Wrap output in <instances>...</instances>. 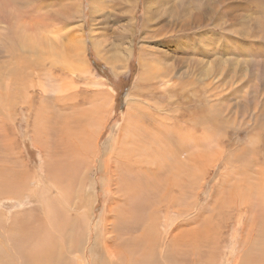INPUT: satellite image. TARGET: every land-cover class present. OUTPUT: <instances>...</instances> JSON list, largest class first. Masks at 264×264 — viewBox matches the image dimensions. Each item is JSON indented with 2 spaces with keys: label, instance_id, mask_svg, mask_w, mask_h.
<instances>
[{
  "label": "rangeland",
  "instance_id": "1",
  "mask_svg": "<svg viewBox=\"0 0 264 264\" xmlns=\"http://www.w3.org/2000/svg\"><path fill=\"white\" fill-rule=\"evenodd\" d=\"M64 1L66 2V0H3V2L0 0V5L4 2H9L18 11L26 14L27 17H31L32 20H41L44 15L46 19H42L43 22L38 21L37 30L35 31V35H33L36 42L33 45L35 51L45 55V58H47L45 62L39 61L37 58L32 59V55L36 57L35 53L37 52L30 53L31 70L28 66L21 65L18 62V67H20L22 73L25 74L26 70L28 71L26 78L30 82V86L27 93L30 95L32 107L30 115H27L26 108L23 105L21 107L18 106L14 126L3 125L2 129L4 128L5 130H0V133H3L0 134V137L3 135V138H0V152L2 154L0 158L3 159L2 157L5 156L4 152L7 151L6 144L9 141L8 138L13 136L15 138V145L10 159L12 160V157L17 158L13 159L16 160V166H19V168L24 166L22 162L25 160L29 177H42L44 173L42 171L44 168L43 164H45L42 157L43 152L39 144L35 143L34 145L33 143L35 133H38L34 131L35 124L39 122L36 126L39 128L38 126L41 122L40 118L36 120V123L34 121L39 111L41 117L42 115H44V118L46 116V120L52 122L55 119L53 121L58 124L61 121L59 125L63 123L66 116L70 117L73 115L76 117V115L79 116L77 113H80L79 118L87 123H81L77 128L73 126L69 134L73 135L76 132L77 134L79 133L77 138H81L86 133L85 136L91 137L90 139L93 143H91L86 162H83V164L79 163L78 165H82L80 168L83 167L82 169L78 167L81 170L80 174L76 175L72 171V176L71 173L67 175L69 177L68 182L67 176L58 174L55 178L58 180V183L62 181L61 184L64 186L68 183L65 186V190L72 183V187L66 192V196L70 195V197L69 195L66 197V204L67 206L69 205L67 211L69 213L64 214L61 208L58 207V200H54L55 202L57 201V204L54 203V213L56 216L52 212L53 215H49L52 220L48 219L52 223V226H57V228L54 227L52 229L51 238L53 241L50 244V248L52 247V254H55L57 247L54 242L59 244L61 255H56L58 264H66L69 256H73L75 260L73 263L76 264H85L86 259L88 264H102L103 262L105 264H108V262L112 264L111 259L108 257H112L113 252L112 254L108 252L106 254L103 251L110 250L109 247H111L112 243L113 248L111 247V251L116 250L117 247L114 246V244H117L115 242L116 238L118 242V238H128L126 236L128 233L130 236L135 235L139 232L138 230L141 226H143V224H138L139 227H137L139 229L134 230L125 228L126 226H123V224L120 223L121 225H119L117 223L116 227H114V233L106 234V236H114L118 233L114 236L115 238H112V242H108L106 246L102 239L105 232L101 229L100 233H98L100 237L97 235L98 224L101 223V220L103 222L104 218L106 219L103 224L107 223L109 217L107 216L109 214L107 208L108 205L112 204L111 201H109L111 203L108 202L110 194L108 189L109 184L106 176L102 172L99 173L98 160H100L101 154L104 151L103 146L105 144L108 145V143L110 147L111 145L113 146L114 138L118 136L120 130L123 131L127 127L124 134H130L131 130L128 129L129 127L139 124L141 121L147 122L146 113H152L153 111L156 116L162 115L158 117L161 121L163 112L159 111L157 107L158 105H163V103H165L166 108L168 107L167 111L169 114L165 113L164 115L170 118L167 121L170 122L169 124L173 128V132L179 133L181 131L185 136L182 140L173 139L174 144L183 146L186 151L192 153V156L195 154V149L198 148L203 154L202 156L192 157L193 159L187 162L185 166L182 163L184 159L182 157L179 158L186 175L189 177L185 176L183 170L180 172L181 182L185 183L184 190L187 192L185 198H183L185 202H183L189 203L187 213L185 214L187 217L185 215H180V218L178 217L177 208L180 207H176V204L175 212L172 210L174 214L168 215L170 218L175 217L176 220L173 218V221L176 224L187 222L183 227L188 231L186 243L189 245V253L180 255L177 249L176 251L179 255H170V252L167 251L170 245L166 242L167 239L164 235V229L166 228L164 226V217H161L159 218L158 235H156L157 245L155 243L152 246H155V261L152 263L147 260L148 263L145 264H239L236 262L239 255L242 256L239 260L243 264H264V257L262 258L264 254V234L262 233L264 232V218L262 217L264 215L262 216L259 211L256 199L258 189L264 182V0H151L150 3L154 4L155 7L147 15H145L147 0H103L100 2H103L105 5L101 7V11L94 13L90 12L91 1L81 0L80 17L77 16L78 18L76 17L67 21L63 14H57L62 11L65 5ZM128 2L131 4H128ZM132 10L133 15H130ZM3 15L0 12V38H2L0 41V60L5 58L4 51L8 49L7 41L4 39L5 35L3 34L4 29L8 27V23L5 15ZM130 19L132 30L130 23L127 25V20ZM148 19H153V21L148 22ZM145 26H148V28ZM81 40H83V44L85 43L84 51ZM48 42L51 45L47 44ZM52 43L54 44L52 45ZM70 43H77L82 46L85 60L88 63V69L85 68L84 72L71 68V57L69 59L66 55V52H69L71 49ZM13 47L11 51L16 57L24 54V49ZM127 48L131 51H127ZM144 57L154 61L157 68L154 69V72L157 77L154 76V78H146L140 81L137 79L141 70V66L139 65H141ZM60 58L65 60L66 64L61 65L59 63ZM118 62L121 63L117 64ZM39 63L43 65H39ZM22 67L24 69H21ZM65 69L72 71L73 74L65 71ZM162 72L170 79L169 82L166 83L165 79L164 82H160L159 79L163 75ZM55 78L57 79L55 80ZM175 81L177 83H174ZM66 86L67 88L69 87V90ZM141 86L143 87L141 88ZM173 86L174 88H172ZM55 87L58 88L56 89ZM136 88L139 91L137 94ZM167 90L172 92H168ZM65 96L68 97L66 98ZM129 96L130 98H128ZM97 97L102 99L99 100ZM129 99L133 100L130 101ZM104 100L107 103H104L106 102ZM100 102L104 103V105L102 104L101 106ZM61 104H63V108ZM132 104L136 105L135 107L138 105L137 108L141 111L135 107L133 108ZM84 109H87V112ZM171 109L173 111H170ZM184 112L186 116L189 114L187 116L188 120H177V116ZM34 113H36V116H33ZM89 119H91L90 122ZM0 123L3 124L2 119H0ZM101 124L102 127L99 134L96 135V129ZM123 125L125 127L121 129ZM139 126L142 125L139 124ZM94 130L96 131L94 132ZM72 139H74V136ZM94 142L98 144L96 145L97 152L101 154L98 155L100 157L97 155L94 157V160L97 162H95L96 168L93 169V172L90 163H92L91 158L93 159L92 147L94 146ZM4 143H6L5 147H2ZM65 151L64 158L66 162H64V169L67 164L66 171L68 166L73 170L72 155H69L67 149ZM14 154L18 156H14ZM60 159L59 157V163L62 162ZM195 162L204 164L197 166ZM69 168L68 171L70 170ZM260 172L261 174L259 175ZM82 174L85 183L80 184L79 182H82L80 175ZM42 178L44 179V176ZM30 181V186L34 187L36 182L32 179ZM235 181L236 183H234ZM91 184H93L92 187ZM58 186L60 187V184ZM78 186L84 187L85 196L90 198L89 201L86 199L85 202L87 210L89 208L87 212L92 211L91 218L89 219L90 223L87 221L88 214L86 213L84 214L85 220L83 222L85 224L86 222L89 223L90 237L88 246H86L84 241V234H79V238L73 240L64 231L70 228L71 222L64 224L62 218L64 216L73 218L74 215H78V210H81L76 208L74 203L76 201ZM71 189L74 190L72 191ZM56 193H59L58 190L53 189L52 194L55 195ZM261 195L264 196L262 193ZM28 197L25 196L23 198L25 200L21 202L22 205L16 200L3 199L0 201V216L3 215V221L0 218V225L2 227H0V261L8 262L7 264H26V262L27 264H36L37 260L34 256H32L33 260L30 255L17 253V250L22 245L24 246L25 242L18 235L17 238L11 239L13 235L9 236L7 231H4L9 228V221L7 220L11 219L10 216L14 212L13 217H11L15 222V226L21 224L23 225L22 228L35 230L41 236L44 233V228L50 225V223H44L43 218L45 217V221L47 220L46 214L44 213L45 216L43 215L44 209L36 207L39 205L38 202L29 200ZM68 197L71 199V203ZM90 201H92L91 204ZM205 208L207 209L205 210ZM26 210L29 211L26 212ZM163 213H166V211H163ZM257 213L261 215H256ZM262 213L264 214V212ZM62 214L63 216H61ZM204 214L207 216H204ZM240 214L241 216H239ZM22 215L23 217L21 218ZM24 215H27V218L30 217L28 218L29 221L26 220L27 218ZM254 216L259 217L257 219ZM16 217H19V221ZM253 217L256 219L253 220ZM183 218H186L187 221H182ZM260 218L263 220H261L262 222ZM41 219L42 221H40ZM199 219L201 223L203 221L202 224ZM38 221L40 225L42 224L41 226L38 224ZM262 223L263 226L261 225ZM198 225L201 227H199L200 230L197 228ZM202 226L204 227L203 231L201 230ZM218 226H222V228ZM79 227L83 228L82 230L85 228ZM253 227L256 229L254 230ZM125 229L127 230L126 232H124ZM5 233L6 235H3ZM2 235L3 237H1ZM49 241L43 242L42 247L46 248ZM178 243L176 242L174 245L179 246ZM93 244L92 255L88 251L87 256L82 253L83 251L81 250ZM143 245H146L144 241L137 246L139 247L138 249L141 250ZM104 246L106 248L107 246L109 247L106 249ZM74 247L77 249L75 250ZM7 251H9L8 255L6 254ZM261 252L263 253L261 254ZM137 256L139 255L137 254ZM172 257L174 260L170 261Z\"/></svg>",
  "mask_w": 264,
  "mask_h": 264
},
{
  "label": "bare ground",
  "instance_id": "2",
  "mask_svg": "<svg viewBox=\"0 0 264 264\" xmlns=\"http://www.w3.org/2000/svg\"><path fill=\"white\" fill-rule=\"evenodd\" d=\"M71 1H73V2H71ZM90 1H91V4H90L89 8H91V11H90L91 13H94V12H97V11H101V7H103V5H105L103 2H100V1H103V0H90ZM150 1L151 0H147L146 1L147 2V8L145 9L146 10V14L145 15H147V13L149 11H153L154 10L155 6H154V4H151ZM2 2H3V0H2ZM80 3H81V0H66L62 11H60V12L57 11L58 12L57 14H59V15L63 14V16L66 19V21L70 20V19H74L77 16L80 17V12H81ZM129 3L130 2H128V4ZM128 8H130V7L128 6ZM125 11H127V10H125ZM0 12H2L5 15V17L7 19V23H8V27H6L4 29V33H3L5 35L4 39H6V41H7L8 49L4 48V49H6L4 51L5 52L4 53L5 58L0 60V119H2V121H3V124L0 123V130L3 131V129H4V128L2 129L3 125H5V126L6 125L11 126L12 125V127L14 126V124L16 122V117H17L16 110H17V108H19L18 106L21 107L23 105V107L26 108V114L30 115L32 106L30 104V101H31L30 95L27 93L28 87L30 86L29 85L30 82H28V80L26 78L28 71L26 70L25 74L22 73V71L20 70V67H18V62H20L21 65L28 66V68L31 70V68H30L31 62L29 61L31 59L30 58L31 57L30 53L37 52V51H35V47L33 45L36 42L34 37H33V35H35V31L37 30L38 21H42V19H46V18L43 15V17L41 16L42 17L41 20H39V19H33L32 20L31 17H27L26 14L21 13L20 11H18L14 7V5L9 4V2H4V3H2L0 5ZM131 14L133 15V10L131 11L130 15ZM61 19H63V18H61ZM152 21H153V19H148V22H152ZM148 22H147V25L149 26ZM129 23L131 25V30H132L131 19L127 20V25ZM148 26H145V27L148 28ZM42 33H43V31H42ZM124 34H125V32H124ZM1 39L2 38H0V41H1ZM51 41H53V40H51ZM47 44H49V42ZM53 44L54 43H52V45ZM81 44L83 46V51H84V47H85L84 44L85 43L83 44V40H81ZM49 45H51V44H49ZM13 46L18 47L19 49H24V54L20 55L19 57H16L11 51L14 48ZM82 46L77 44V43H70V48H71L70 50H72V51L70 52V50H69V52H66V55H67V57L69 59L71 57V60H70L71 61V66H72L71 68H76V69H79V71L84 72L85 68L88 69V66H87L88 63L85 60V55H84V52L82 51ZM126 50L129 51V52L131 51V50H128V48ZM35 55H36V57H34L32 55V59L33 58H37V60H39V61H44V62L47 61V58H45V55L40 54L39 52L35 53ZM128 55H131V54H128ZM59 63L61 65L66 64L65 60H63L61 58L59 60ZM114 63H116V62H114ZM120 63L121 62H118L117 64H120ZM41 64L39 63V65H41ZM48 64H49V62H48ZM139 66H141L140 67L141 70L139 71V75H138V78H137L138 80L142 81V79H146V78L150 79V78H154V76L157 77L155 72H154V69H157V68H156V65H155L154 61H152L151 59L148 60V58L144 57V59L141 62V65H139ZM42 67H44V66H42ZM37 68H39V67H37ZM21 69H24V68L22 67ZM65 71H69L70 74H73L72 71H70L68 69H65ZM30 75L32 76V74H30ZM51 77H53V76H51ZM160 77H159L160 78L159 80H160L161 83L164 82V79H165L166 83L169 82V80H170L169 78H167V75L165 73H163V75L160 76ZM56 79L57 78H55V80ZM26 81H27V83H26ZM149 81H147V82H149ZM174 83H177V81H175ZM177 86H178V84H177ZM142 87L143 86H141V88ZM176 87H175V89H176ZM55 88L57 89L58 87H55ZM66 88H67V86H66ZM172 88H174V86ZM31 89H32V87H31ZM67 89L69 90V87ZM135 90L138 91L137 88ZM103 92H105V91H103ZM168 92H172V91H168ZM98 93H100V92H98ZM137 93H139V91L136 92V94ZM169 95H171V94H169ZM136 96H139V95H136ZM61 97H63V96H61ZM102 97L104 99L103 95H102ZM128 98H130V96ZM134 98H136V97L134 96ZM37 99H38V97H37ZM69 99H70V97H69ZM100 99H102V98H100ZM66 100H68V99H66ZM129 100H128V102H129ZM132 100H130V101H132ZM104 101H106V100H104ZM42 102H44V101H42ZM57 103H58V101H57ZM104 103H107V101L104 102ZM104 103H101V106H102V104L104 105ZM62 105L63 104H61V106ZM132 105H133L132 106L133 108L136 106V105L134 106V104H132ZM65 107H67V106H65ZM65 107H64V109H65ZM137 107H138V105H137ZM137 107H135V108L137 110H140ZM62 108H63V106H62ZM157 108H158L159 111L163 112L162 113L163 114V118H162L161 121L159 120L160 118H158V117L162 116V115L159 114V115L156 116L153 113V111H152V113L151 112L146 113L147 114L146 115L147 116V122L141 121L139 124H141L142 126H139V124H135V125L129 127L128 129L131 130L130 134L129 133L124 134L125 133L124 131L127 130L126 129L127 127L123 131L120 130L118 136L116 138H114L115 140L113 139L114 140L113 146L111 145V147H110L109 143H108V145L105 144L103 146L104 147V151L102 152V154L100 152H97L96 145H98V144L95 143L96 141L94 142V146L92 147L93 148V150H92L93 159L91 158L92 163H90V167H92V171H93V169L96 168V163L95 162H97V161L94 160V157H95V155L98 156V155L101 154V158H100V160H98L99 161L98 169H100L99 173L102 172V174L104 176H106V178H107V181H108V184H109V188L108 189H109V192H110L109 198H108V202L109 201L112 202V204L108 205V208H107L108 212H109V214L107 215V216H109L108 219H107V223L103 224V222H105L104 220L106 219V218L103 217L104 218L103 222L101 220V223L98 224V227H97L98 231L96 230L97 231V235L99 236L98 233H100L101 229H102L103 232H105L104 236H102V239L104 240V245L106 246V244L108 242H110L112 240V238L115 235H117V233H118L116 231L117 233L114 236H112V235L111 236H106V234L114 233V231H115L114 227H116L117 223L119 225L123 224V226H126L125 228H130V229H134V230L135 229H139L138 228L139 227L138 224H143V226L140 225L141 228L138 230L139 232H137L135 235L133 233H131V234H133L132 236H130L129 233L127 235L125 234L128 238H125V239L118 238V240H119L118 242L116 241L117 240V238H116L115 242L117 244H114V246L117 247V249H116V247H114L116 250H114V251L112 250L111 251V247H112L113 243H112L111 247L107 246V248H106L104 246L106 249H108V247H109L110 250H107V251L106 250L105 251L102 250L103 252H105L106 254H107V252L111 253V254L113 252L112 257H108L109 259H111V261H112L111 263L112 264L113 263L114 264H116V263H119V264H145V263H148L147 260H149V262L154 263V261H155V258H154V254H155L154 253L155 252L154 248H155V246L154 247H152V246L157 242L156 241L157 240V238H156L157 236L156 235H158V228H159L158 224H160L159 218H161V217H164V226H166V228L164 229V235H165V237L167 239V240L165 239L166 242L170 245L167 248V251L170 252V255H174V254L179 255V253H180V255H184L187 252L189 253V251H188L189 250L188 249L189 245H187V243H186V239L188 238V236L186 237V235H187L188 231H187V229H185L183 227L184 225H186L187 222H182V223L176 224L173 221V218L175 219V217L173 216V218H170L168 215L169 214L170 215L174 214V213H172V210L175 212V204H176V207H180V208H177L178 209V213H179V216H178L179 218L182 215H185L187 213V209H188L189 203H184L185 199L183 200V198H185V195L187 194V192H186V190H184L185 183L181 182L182 180L180 179V172L183 170V173L185 174V176H187V175H186V173L184 171L182 163L185 166V164H187V162H189V161H191L193 159L192 157L202 156L203 153H201L200 149L197 147L198 149H195V151H194L195 154H193V156H192L191 155L192 153H190L189 151H186V149L183 146L175 145L173 139H181L182 140V139L185 138V136L183 135V133H181V131H179V133L173 132V128L169 124L170 122L167 121V119H170V118L164 115L165 113L167 115L169 114L168 111H167L168 107L167 108L165 107V103H163V105H158ZM170 108H172V107H170ZM87 109L86 110L84 109V111L87 112ZM100 109L103 110L102 107H100ZM104 109H105V107H104ZM141 109H143V108H141ZM144 109H146V108L144 107ZM50 110H51V108H50ZM170 111H173V110L171 109ZM90 112H91V110H90ZM129 112L131 113V111H129ZM143 112L145 114L144 110H143ZM39 113H40V111L38 112L36 119L35 120L33 119L35 121V123H36V120H39L38 118H40V120H41L40 125L38 126L39 128L36 127L37 123H39V122H37L36 124L34 123L35 124V130L34 131H36L38 133H35V136H34L35 139H34L33 143H34V145H35V143L39 144L40 145V149L43 152L42 157L44 158L43 161H44L45 164H43L44 168H43L42 171H44V173H43L42 177L44 176V179L42 177L37 178L35 176H30L29 177V172H28V168L25 165L26 164L25 160H24L25 162L24 161L22 162L20 160L22 163H24V166L22 165L23 167L19 168V166L18 167L16 166V160H14V159H17V158L12 157V160L10 159L11 156H12L11 153H13L14 145H15V143H14L15 138H13V136H10L8 138L9 139L8 143L7 144L4 143V146H2V147H5V144L7 145V147H6L7 151L4 152L6 157L5 156L2 157L3 159L0 158L1 159V162H0V201L3 200V199H5V200H16L18 203L21 204V202H23L25 200L23 198L25 196H27V197L29 196L28 197L29 200H35V202H38L39 205H37L36 207H38V208L40 207V208L45 210V211L43 210V215H44V213L46 214L47 220L45 221V217H44L43 218L44 223H50V225L48 227H45V228H44V224H43L44 233H42V236L39 235L38 232H36L35 230H28V229L22 228L23 225H21V224L19 225L20 227L18 225L15 226V222L12 219V217H13L15 212L11 215L12 217L10 216L11 219L7 220V221H9V228L7 230H4V231H7V234H9V236L13 235L11 237V239L12 238H17L18 236H20V239H22L23 242H25L24 246L22 245V247L19 250H17V253H22V254L25 253L26 255H30L31 258H33L32 256L36 257V259H37L36 260V264H58L57 259H56V257H57L56 255L57 254H59V256L61 255V251L59 250L60 249L59 248V244L54 242L56 247H57V249H55V251H56L55 254L54 253L52 254V252H53L52 251V247L50 248V244L53 241V239L51 238L52 229L54 227L57 228V226H52V223L50 222L52 220V218L49 215H53L52 212L54 213V203L57 204V201L55 202L54 200H58V202H59L58 203V205H59L58 207L61 208V210L64 212V214L68 212L67 211L68 210L67 207L69 205L67 206V204H66V197L69 194L66 196V192H67L68 189H70V187H72L71 186L72 183L70 184V187L68 185L69 188L67 190H65L66 189L65 186L68 183H66V184L64 183L65 184V186H64V185L61 184L62 181H61V183L60 182L58 183V180H56L55 178H56V175H58V174L59 175H63V176H67L69 173H71V176H72V171L76 175L80 174V172H81L80 169H82L83 167L80 168L82 165L81 166H78V165H79V163L83 164V162H86V159L88 157V152L90 150V146H91L92 142H91V139H90L91 137L85 136L86 133L84 134V137L81 136V138H77V135L79 133L77 134L76 132H74L73 135L69 134L70 131L73 129V126H75L77 128L78 125L80 126L81 123H85L86 122V121L83 122V120H81L79 118L80 113H77V114H79V116L76 115V117L73 116V115H71L70 117L66 116V118H64L63 123L61 125H59L61 123V121H59V124H58V123H55V121H53L55 119H53L52 120L53 123H52L50 120H46V116H45V118H44V115H42V117H41ZM42 113H44V112H42ZM45 113H46V111H45ZM60 113L62 114V112H60ZM55 114H56V112H55ZM92 114H94V113H92ZM176 114H178V113H176ZM63 115H64V113H63ZM33 116H36V113H34ZM47 116H49V115H47ZM187 116H189V114ZM187 116H186L185 112L181 113V114H179L177 116V120H180V119L188 120ZM124 119H125V117H124ZM90 120L91 119H89V122H90ZM182 124H183V122H182ZM101 127H102V124H101L100 127H97V129H96L97 131L94 130V132L96 131V133H97L96 135L99 134V131H100ZM124 127H125V125H123L121 129H124ZM87 130H89V129H87ZM81 131L83 132V130H81ZM84 132H86V130H84ZM121 132H123V133L121 134ZM0 134H3V133H0ZM73 136H74V139H72ZM6 137H8V136H6ZM0 138H3V135ZM1 143H2V141H1ZM66 149L68 150L69 155H72V157L71 156L70 157L72 158L73 170H71L69 168V166H68V168L70 169L69 171H68V168H67V171H66L67 164H66V167L64 169V164H65L64 162H66V159L64 158V152L66 153V151H65ZM60 152H62V153L60 154ZM57 154H59V155L55 156ZM0 155H2L1 152H0ZM14 156H18V155L14 154ZM59 157L61 158L60 159V161H62L61 163H59V160H58ZM98 157H100V156H98ZM180 157H182L184 159V161L182 163L179 160ZM67 159L70 160L69 158H67ZM17 162H19V161H17ZM195 163H196L197 166H199V165L202 166L204 164V163H201V162H195ZM58 165H60V166L58 167ZM84 169H86V168H84ZM261 172L259 173V175L261 174ZM263 173H264V171H263ZM84 174H86V173H84ZM80 177L82 179V182L80 181L79 183L80 184L85 183V181H83V179H84L83 174L80 175ZM58 178L60 179V177H58ZM68 178L69 177L67 176V182H68ZM31 179L34 182H36V185L34 187L30 186V182H31L30 180ZM65 179H63V180L65 181ZM261 180H263V179H261ZM46 181H47V183H45ZM76 183H78V182L76 181ZM234 183H236V181ZM59 184H60V187L58 186ZM92 185L93 184H91V187H92ZM75 188L77 189V187H75ZM53 189H55L56 191L58 190L59 193H56L55 195H53L52 194V190ZM238 189H239V187H238ZM76 192H77L76 201L74 203L76 205V208L81 209V210H78V215L77 216L74 215L75 217L73 216V218L70 217V216H64L62 218L64 220V222H63L64 224H68V223L71 222V224L69 225L70 228L67 229V230L65 229L64 231H66V235L70 236L73 240H75L76 238L78 239L79 238V234H82V235L84 234V241L86 243V246H88L89 237H90V228L88 226H89V223H90L89 219L91 218L92 211L87 212L89 210V208L87 210L85 202H86V199H88V201H89L90 198L85 196L84 187H82V186H80L78 188V191L76 190ZM93 192H94V190H93ZM261 193L264 195V182L259 187L258 194L256 196L257 203H258V209H259V211L261 212V214L263 216L264 214L262 212H264V196H262ZM251 195H253V194L251 193ZM69 197H70V195H69ZM96 197H97V195L94 198V203H95ZM247 198L249 199L248 196H247ZM210 201H212V200H210ZM91 202L92 201H90V204H91ZM111 202H109V203H111ZM70 203H71V199H70ZM87 204H89V203L87 202ZM70 205H72V204H70ZM30 209H32V208L30 207ZM206 209L207 208H205V210ZM28 211L26 210V212H28ZM163 211H166V213L162 214ZM217 211H215V212H217ZM31 212H33V211H31ZM85 213L88 214V216H87L88 220L87 221L89 222V223L86 222V224L83 223L84 220H85L84 219V214ZM258 214L259 213H257L256 215H258ZM261 214H259V215H261ZM19 215H20V213H19ZM38 215H39V213H38ZM38 215H37V217H38ZM54 215H55V213H54ZM212 215H213V213H212ZM218 215H219V213H218ZM2 216H0V218H2V221H3V217ZM24 216L27 218V215H24ZM61 216H63V214ZM204 216H207V215L204 214ZM204 216H203V218H205ZM239 216H241V214ZM22 217H23V215L21 216V218ZM37 217L35 216V218H37ZM185 217H187V216L185 215ZM212 217H214V216H212ZM254 217H256V216H254ZM258 217H256V218L258 219ZM16 218L18 219L19 217H16ZM28 218H30V217H28ZM28 218L26 219L27 221H29ZM256 218H254L253 220H255ZM262 218H264V217H262ZM165 219H167L169 221H167ZM22 220H21V222H22ZM208 220H209V218H208ZM261 220L262 219L260 218V221ZM18 221H19V219H18ZM40 221H42V219ZM182 221H187V219L183 218ZM217 221H218V219H217ZM219 222H220V220H219ZM226 222H228V221H226ZM200 223H201V220H200ZM202 223H203V221H202ZM255 223H257V222H255ZM263 223L261 224L262 226H263ZM1 224H2V222H1ZM38 224H39V221H38ZM207 224H208V222H207ZM45 225L47 226V224H45ZM246 225H249V224H246ZM79 226L85 227L84 230H82L83 228L81 229ZM241 226H242V224H241ZM255 226H256V224H255ZM0 227H1V225H0ZM67 227H68V225H67ZM199 227L200 226L198 225L197 228L200 230L201 227L200 228ZM218 227H220V226H218ZM86 228H87V231H86ZM194 228H196V227H194ZM203 228L204 227L202 226V229H201L202 231H203ZM220 228H222V226ZM253 229H254V227H253ZM257 229H259V228H257ZM206 230H208V229H206ZM81 231H82V233H80ZM126 231L127 230L125 229L124 232H126ZM130 232H131V230H130ZM189 232H191V231H189ZM262 233L264 234V232H262ZM257 234H259V233H257ZM3 235H6V233L3 234ZM3 235L1 237H3ZM118 236H119V234H118ZM37 237H38V239H37ZM49 238H50V241H49ZM258 239H260V238H258ZM4 240H5V238H4ZM189 240H190V238H189ZM255 240L257 241V239H255ZM263 240H264V238H263ZM46 241H49L47 243L48 246L46 248H44V247H42V243L46 242ZM143 241L145 242L146 245L145 246L143 245L142 249L140 250V249H138L139 247H137V246L139 244H141ZM256 241H254V242H256ZM258 241H261V240H258ZM176 242L177 243L179 242L178 243L179 246L178 245L177 246L174 245ZM7 243H8V241H7ZM21 243H22V241H21ZM189 244H190V241H189ZM251 244L253 245L252 241H251ZM251 244H249V246H251ZM156 245H157V243H156ZM60 247H61V245H60ZM93 247H94V244L92 246L84 248L81 251H83L82 253H84L86 256H87V251H88L89 254L92 255L93 254ZM74 248H75V250L77 249L76 247H74ZM177 249L179 250V253L176 251ZM2 251H3V248H2ZM63 252H64V250H63ZM263 252H261V254ZM6 254L8 255L9 251H7ZM137 254L140 257L137 256ZM133 257H136V258H133ZM238 257L241 258L242 256L239 255ZM263 257H264V254H263L262 258ZM239 258L236 260V262L239 263V264H243L239 260ZM257 258H259V257H257ZM33 260H34V258H33ZM171 260H174L173 257L170 259V261ZM247 260H249V259H247ZM7 261H9V260L7 259ZM67 261H68V263H67ZM67 261H66V264H72L73 261H75V260H74L73 256L72 257L69 256ZM87 262L88 261L86 259L85 264H88ZM7 263L3 262V260L0 261V264H7ZM26 264H27V262H26ZM73 264H76V263H73ZM102 264H105V262H103ZM108 264H109V262H108Z\"/></svg>",
  "mask_w": 264,
  "mask_h": 264
}]
</instances>
